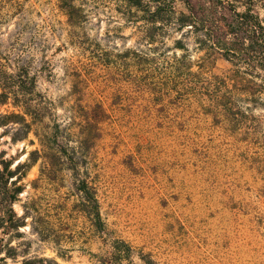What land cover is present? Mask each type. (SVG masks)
I'll return each instance as SVG.
<instances>
[{
  "label": "rangeland",
  "instance_id": "1",
  "mask_svg": "<svg viewBox=\"0 0 264 264\" xmlns=\"http://www.w3.org/2000/svg\"><path fill=\"white\" fill-rule=\"evenodd\" d=\"M68 2L0 0V114L31 124L16 143L0 128V158L27 165L14 211L30 203L49 214L55 236L40 240L27 219L24 237L10 240L26 246L16 261L94 264L109 250L69 168L44 176L43 160L29 156L57 123L89 134L78 162L109 237L155 264H264V73L239 74L217 55L201 73L189 39L185 70L174 64L179 34L149 40L142 14L123 0ZM73 109L84 120L75 127ZM136 254L123 264H142Z\"/></svg>",
  "mask_w": 264,
  "mask_h": 264
},
{
  "label": "trees",
  "instance_id": "2",
  "mask_svg": "<svg viewBox=\"0 0 264 264\" xmlns=\"http://www.w3.org/2000/svg\"><path fill=\"white\" fill-rule=\"evenodd\" d=\"M123 2L142 14L141 18L146 22L149 40L163 44L159 39L169 35L171 31L179 34L175 40V48L183 51V54L175 57L174 64L185 70H188L187 66L191 64L188 60L190 51L184 44V41L189 39L197 53L194 65L201 73H207L210 60L215 55L235 63L242 69H239V74L257 77L256 75L264 73V0H123ZM67 4H74V0H69ZM77 14L78 11L72 6L68 13L71 21L73 18H79L76 17ZM211 80L216 83L217 88L227 89L225 79L212 77ZM260 88L264 90V83ZM3 96L4 94L0 95V101ZM74 109L71 127L84 121H78L79 116ZM30 127L31 124L24 116L15 113L0 114V128H4L1 136L10 135L13 143L23 139ZM50 130L38 134L41 149L31 151L29 156H38L43 160L44 176L55 175L62 166H67L72 172L74 185L81 195L80 207L92 223L98 237L109 246V250L104 254L93 256L94 264H123L130 262L135 253L142 264H155L148 254L136 251L126 241L114 236L109 237L110 231L95 211L97 206L95 189L90 186L87 174H81L78 162L86 158L84 144L89 134L82 133L76 136L71 128L60 129L57 123H54ZM73 138H76L74 141L78 144L76 147L59 142ZM30 157L29 162H34V158ZM13 164L12 158L9 160L0 158V262L6 264L7 259H10L15 264H31L32 262L25 256L21 261H16L18 254L25 252L26 246L21 242L15 245L10 240L14 237H24L20 230L27 226L29 218L30 227L40 240L55 237L54 230L49 214L39 213L30 203H26L21 216L14 211L13 205L19 201L18 196L22 192L19 185L20 170L27 165L18 161L11 169ZM96 218L98 224H95Z\"/></svg>",
  "mask_w": 264,
  "mask_h": 264
}]
</instances>
